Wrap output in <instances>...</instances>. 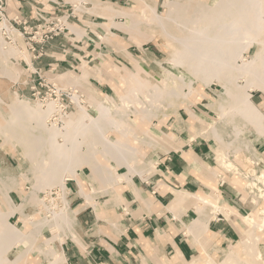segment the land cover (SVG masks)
<instances>
[{"label":"bare ground","instance_id":"bare-ground-1","mask_svg":"<svg viewBox=\"0 0 264 264\" xmlns=\"http://www.w3.org/2000/svg\"><path fill=\"white\" fill-rule=\"evenodd\" d=\"M162 3L166 7L164 14L158 13L156 0H145L138 20H133L134 12L111 3L95 1L89 8V11H99L109 19L115 14L127 18L128 25L112 22L118 28L136 29L141 25L140 18L154 21L171 48V54L164 62L166 65L161 68L164 74L161 81L154 80L147 72L140 75L137 71L129 75L130 86L120 99V104H115L112 96H100L90 91L89 95L95 104L94 114L89 113L78 98H74L80 112L72 118L67 116L68 120L61 126L55 122L49 123L51 116L59 112L57 102L52 99L44 106L27 96L16 94L7 112L0 109L3 119V123H0V136L3 138L0 149L5 143L18 146V161L21 163L17 166L21 175L26 172V180L31 175L34 177L28 194L23 196L21 203L15 204L10 195L11 189L17 188L15 170L0 153V195L7 206L5 211L0 209V264H14L21 255L32 249V243L43 230H51L52 236L32 251L40 254L45 264H62L64 256L60 244L66 236L71 237V233H74L75 210L70 208L69 199L63 195L62 205L57 211L52 201L44 203V199H38L37 195L42 189L52 188L53 185L59 186L64 194L68 190L65 181L70 178L79 182L77 194H86L85 186L79 180L82 165L89 168V178L99 179L105 193L113 191L121 182L133 184L132 176L135 174L156 170V162L148 158L143 163L138 162L139 146L166 148L175 145L179 150L180 146L176 143L179 140L184 143L185 140H175L174 135L167 132L161 131L160 134L154 126L145 130H140L138 126L149 124L154 118L167 116L169 111L176 112L179 101H187L186 110L189 117L194 119L197 137L213 138L215 146L212 149L218 154L221 168L232 170L246 179L245 189L249 192L253 189L255 192L252 204H256L257 198L264 200V166L242 172L233 161L237 155L244 153L247 159L255 163L258 152L253 143L259 137L264 139V113L252 101L250 92H264V0H213L211 3L201 0H163ZM1 24L4 26L3 21ZM6 28L15 31L8 26ZM71 30L81 32V29L73 26ZM250 47H254L253 53L245 57ZM13 50L7 47L0 34L1 71L10 72L12 69L9 68L8 56L13 55ZM86 76L87 73L83 71L79 75L70 74L67 78L68 82L80 85L85 82ZM197 81L206 86H210L212 81L221 83L218 99L209 103L216 113L213 123H205V116L195 113L189 107L191 102L187 97L194 91L193 86ZM2 102L0 97V105ZM134 116L132 121L131 117ZM110 132H115L117 136L108 135ZM193 139L194 135H191L187 141ZM98 154L103 159L114 161L117 166H124L125 171L119 173L102 164L97 158ZM200 159L195 158L191 166L203 172L210 165L208 161ZM214 169L211 173L217 175ZM210 188L206 187V191L212 193V196L180 189L170 199L168 209L173 212L178 229L183 230L184 236L193 237V244L198 240L197 235L207 230L209 221L216 213H223L227 217L236 215L231 212L235 208L225 203L220 195L211 192ZM85 196L90 198L89 195ZM37 200L38 205L46 209L47 215L37 221L30 218L32 230L29 233H22L8 222L9 215L14 212L22 214L23 222L28 220L29 214L24 209L30 203L37 204ZM241 219L250 230L241 233L238 242H232L227 248L217 251L220 255L217 262L212 261L206 249L205 264H264L256 242L259 240L256 232L264 233V214L259 216L252 210L243 214ZM20 243L23 247L19 255L8 258L5 252ZM211 246L215 244L212 242ZM241 246L246 250V259L239 258L236 251ZM198 259H201L199 254L186 264H197Z\"/></svg>","mask_w":264,"mask_h":264},{"label":"rangeland","instance_id":"rangeland-1","mask_svg":"<svg viewBox=\"0 0 264 264\" xmlns=\"http://www.w3.org/2000/svg\"><path fill=\"white\" fill-rule=\"evenodd\" d=\"M95 1L101 3H111L113 5L122 7L124 10L134 12L135 18L133 20H138L137 17L140 15V11L144 6L145 0H3V2H5V8L3 11L4 17L0 19V34L6 41L7 47L13 48L14 50L12 51L13 55L8 56L9 68H12L13 70L11 69L10 72L1 71L2 63H0V97L3 100L0 105V109L2 111H8V106L11 103V100L15 98L16 94L20 97L27 96L33 102H39L43 105L51 99L54 101L58 100L59 102L65 103L67 105L69 104L67 113L63 114L61 111V113L55 112L49 119V123L55 122L61 126L63 122L68 120L69 117H75L76 114L80 112L75 100H73L74 98H78L86 107L88 112L94 114L96 112L95 104L93 98L90 97L89 94L95 93L100 96L107 94L114 98L115 104H120V99L125 95L128 86H130L128 80L129 75L137 73L138 71L140 75H143L145 72L150 73L152 78L157 81H161L164 78L163 69L161 68L166 65L164 62L166 61L168 55L171 54V48L169 47L170 45L167 39L163 36L161 30L156 26L154 21L148 22L147 18H140L141 25L137 27L139 28V31H137V28L127 29L124 27H115L112 22L128 25V19L119 14H115L111 19H109L108 16L100 13L99 11H89L92 3ZM201 1L211 3L213 0ZM21 2L25 3V6L31 7L30 9H32L33 6L37 7L36 10L42 12L43 15L46 11L47 13L49 12L52 14L56 12L55 15H58V17L61 18V21L65 23L68 30H63V32L53 35L48 41L35 42L34 45L28 44V39L33 35L32 33L34 30L38 32L36 36V39H38L41 33L40 29L42 28L37 26L35 28H31L32 24L28 25L27 23L26 25L19 23L17 25L15 24L10 26L9 23H12V19L17 16L21 20H24V18L19 16L20 13L17 12L18 9L24 13L27 12L28 15H30L29 13H32L30 12V9L28 10L27 7L24 8V6H19V8L16 10V5H20ZM162 2L163 0H156L155 5L158 13L160 14H162V12L164 14L166 11V7ZM43 6H45V8H43ZM149 13V10L146 9V14L149 15ZM5 19L7 20L5 21ZM2 21L4 26L1 24ZM37 24H39V22H37ZM6 26H10V28H13L15 31L11 32L5 28ZM23 26H25V32ZM55 26L56 25L53 23L49 24L50 29H56ZM71 26L81 29V32L75 33L71 30ZM121 29H123V31ZM31 46L35 47L34 51H32ZM253 50L254 47L248 48L245 52V57H250L253 53ZM53 57L57 59V63L54 62L56 65H46L45 63H51L54 61ZM34 71L39 72L45 81L57 85L59 92L56 96L51 94L50 87L47 88V86L38 88V94L30 90L29 81L32 79V77L37 76ZM83 71L87 73L85 82L80 83V85L73 84L70 81L68 82L70 74L79 75ZM62 74H65V78L64 75L62 76ZM193 89L194 91H192L187 97V100L191 102L189 107L192 108L195 113L205 116V118L203 117L205 123H213L216 120V113L209 103L218 99L217 95H219L222 89L221 83L212 81L210 86H206L203 83L197 81L195 82ZM90 91L92 92L89 93ZM250 92L252 101L260 109V111L264 113V104H262L264 92L261 90H253ZM186 103L187 101H179L176 112L169 111L167 116L154 118L151 123H142L140 126H138V128L140 130H145L146 128L152 129L154 126V128H156L160 134L162 131V133L167 132L166 134L174 135L175 140H177V138L178 140H182V136L184 138H188L191 135H194V139L192 141H208L209 155L205 157L209 160L208 162L210 167H207V170L204 169L203 172L200 171V174L203 175L202 177L207 178V180L203 179V183L209 188L211 187V192L220 195L218 192V183L224 184V181H228L233 188L236 187L235 189L238 191V195L241 197L243 202L246 205H249V208L243 214H248L249 212H252V210L256 215L259 214L260 216V214H264V200L257 198L256 200L258 201L256 204H252V197L255 196V192L253 189L252 191L250 190V192L249 190L245 189L244 184L246 179L242 176H239L232 170L227 171L221 168L217 160L218 154L212 149V147L215 146L213 138L210 137L206 139L203 136L197 137V127L193 126L194 119L192 120L189 117V114L186 110ZM134 119L135 116L131 117L132 121H134ZM0 123H3L1 116ZM181 124L185 126L182 127ZM252 133H254V131H252ZM108 135H114L113 137L117 136L115 132H110ZM2 142L3 138L0 136V144ZM176 144L181 147L183 143H181L179 140ZM253 145L257 150L256 152H258V159L255 158V163L253 160L250 161L249 158L248 160L244 153L237 155L236 158L233 159L234 163L242 170V172L250 171L253 167L260 168L261 165L264 166V139L259 137L258 140L253 143ZM139 148L140 152L138 154V162L143 163V161H145L147 158L156 162V170L153 169L150 172L147 171L146 173L140 175L142 177H153L156 173L160 174V158H162V156H164V154L169 150H177L175 145H170L166 148H152L149 146H139ZM18 151H20L18 146H11L9 143L3 144L0 149V153L4 155L7 162L15 170L17 188H12L10 191V195L12 196L15 204L22 202L23 196L28 194L29 185L32 184L34 180L32 175L26 180V172H22L23 175H21V171L18 167L19 163H21L20 160L18 161ZM97 158L99 162L108 166L109 168L115 169L119 173L125 171L124 166H117L112 160L103 159V157L99 154L97 155ZM212 168L217 170V175H213L211 173L213 170ZM22 171L25 170L22 169ZM79 171L82 174H79V180L84 184L85 187V181H88L89 186L94 187L96 191L104 195L105 198H110V200H112L114 197L115 203H120V205L124 203L120 195L123 190L122 182L116 185L113 188V191L105 193L103 185L99 182L97 177L95 179L91 177V179L89 178L90 171L87 166L82 165ZM76 181L77 180L70 178L65 181V184L67 187H69L70 182H74L79 185V182ZM161 183V181H158V185H161ZM44 189H42L40 194L37 195V198H41V200L44 199V203H49L52 201V203L55 205L54 209L56 211L62 205L61 196L63 195L68 199V191H65L63 194L59 186L53 185L52 188ZM208 194L211 195L212 193ZM214 200L217 202L216 197ZM89 203L95 205L94 202L91 203L90 201ZM225 203L230 205L227 201H225ZM5 205L6 204H4L0 195V209L2 211H5L7 208ZM124 207L125 208L123 211L127 212V210H125L126 206ZM233 208L235 207L233 206ZM25 209H27L26 213L29 214V216L27 217L28 220L26 219L24 222L25 230L22 231L26 234V231L30 230L32 227L29 224V219L31 218L30 220L33 221L40 220L42 216L47 215V211L43 206L41 207L38 205V200L37 204L35 202L33 204L30 203L26 205ZM231 210L230 211L236 215L227 217L223 213H216V215L213 216L211 220L218 222L220 221V218H223L229 219L233 222V226L238 231L239 237L237 240L231 241L232 244V242L236 243L240 240L241 233L247 232V230L250 229H247L241 219L243 214L239 213L236 208L235 210ZM16 218L17 217H14L11 220L13 221ZM180 231L182 232L183 230ZM73 234L74 233H71V236ZM256 234L259 236V240L256 242L262 253L261 260L264 261V233L257 231ZM210 235L211 232L208 231V228L202 234L200 233L197 235L198 240L195 242L196 245H198L197 250L201 258L200 260H197V262L199 261L197 264H205L204 261L207 259V254L205 252L206 249L210 253V258L212 261H218L220 255L217 251L221 250L222 247L216 245L215 241ZM50 236H52L51 230L46 234L44 233L42 236L37 237L34 240V246H36V244H38L41 240L43 242ZM212 242L215 244L214 247L211 246ZM240 248L236 250L239 258L246 259V250L242 246Z\"/></svg>","mask_w":264,"mask_h":264},{"label":"crops","instance_id":"crops-1","mask_svg":"<svg viewBox=\"0 0 264 264\" xmlns=\"http://www.w3.org/2000/svg\"><path fill=\"white\" fill-rule=\"evenodd\" d=\"M24 4H17L15 9L19 6L27 7L28 10L31 8ZM33 7L30 12L34 11ZM53 58V62L45 64L56 65L57 59ZM262 99L264 104V96ZM182 138L185 142L179 150L163 153L164 156L159 160L160 174L156 173L153 177L136 174L132 176L133 184L122 182L123 190L120 195L124 203L121 205L115 203L114 197L112 200L105 198L94 187L89 186L87 181L85 195L90 198L77 194L80 186L74 182L69 183V206L75 210L76 224L74 234L66 236L60 244L64 256L62 264H186L198 254V245L196 242L192 243L193 237L184 236L178 229L174 214L168 206L176 190L184 189L203 195L209 193L206 191L208 186L203 183V179L207 178L202 177L200 171L191 166L195 158L209 161L205 157L209 154V143L206 140L195 142L187 141L183 136ZM158 181L162 182L161 185H158ZM235 188L228 181L218 183L220 196L243 214L249 205L243 202ZM90 201L95 205L90 204ZM124 206L127 212L123 211ZM24 211L27 212V209ZM14 217L17 218L12 221ZM8 220L23 233L25 223L20 212L9 215ZM219 220H210L208 231L216 245L226 248L231 241L237 240L239 234L229 219ZM31 230L32 227L26 234ZM49 231L43 230L39 236ZM41 243L42 240L34 246L33 242L32 249ZM22 245L20 243L9 247L5 252L6 256L12 258L19 255ZM32 249L21 255L14 264H45L44 258Z\"/></svg>","mask_w":264,"mask_h":264},{"label":"built area","instance_id":"built-area-1","mask_svg":"<svg viewBox=\"0 0 264 264\" xmlns=\"http://www.w3.org/2000/svg\"><path fill=\"white\" fill-rule=\"evenodd\" d=\"M4 8H5V2H3V0H0V14H1L0 19H2V17H4V13H3ZM19 13H20L19 16L24 18V20H21L17 16V17L12 19V23H9L10 26L15 25V24L17 25L19 23L26 25V23H27L28 25L32 24L31 28H35L36 26L39 28H42V29H40L41 33H40L38 39H36L38 32L34 30V32L32 33L33 35L28 39L29 40L28 44H30V45H34L35 42L48 41L49 39L52 38L53 35H55L59 32H63V30H68L65 23L63 21H61V18L58 17V15H55L56 12L52 14L49 12L47 13V11H46L45 14L43 15L42 12L35 9L34 11H32V13H29L30 15H28L27 12L26 13L22 12L21 10ZM6 20L7 19H5V21ZM37 22H39V24H37ZM50 23H53L54 25H56L55 26L56 29H50V27H49ZM23 29L25 32V30H26L25 26H23ZM31 49H32V51H34L35 47L31 46ZM34 72L37 74V76L32 77V79L29 81L30 90L38 94V88L43 87V86H47V88L50 87L51 94H54L56 96L57 93L59 92V88L57 87V85L54 83H50V82L45 81L39 72H36V71H34ZM56 102L58 104L59 113L63 112V114H66L69 104L67 105L65 103L59 102L58 100Z\"/></svg>","mask_w":264,"mask_h":264}]
</instances>
